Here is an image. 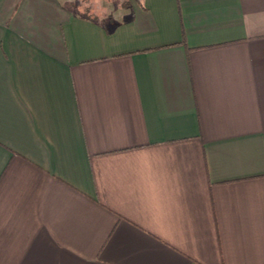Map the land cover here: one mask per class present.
Returning <instances> with one entry per match:
<instances>
[{"label": "crops", "instance_id": "crops-1", "mask_svg": "<svg viewBox=\"0 0 264 264\" xmlns=\"http://www.w3.org/2000/svg\"><path fill=\"white\" fill-rule=\"evenodd\" d=\"M128 1L0 0V264H264V0Z\"/></svg>", "mask_w": 264, "mask_h": 264}, {"label": "clouds", "instance_id": "clouds-1", "mask_svg": "<svg viewBox=\"0 0 264 264\" xmlns=\"http://www.w3.org/2000/svg\"><path fill=\"white\" fill-rule=\"evenodd\" d=\"M75 2L76 0H61L62 5L75 4ZM125 2L126 0H119L118 8L114 9V0H79L77 12L80 15L86 14L90 18L98 19L100 23H103L109 16L120 21L128 14V10L123 7ZM139 3L141 6H146L145 0H139Z\"/></svg>", "mask_w": 264, "mask_h": 264}, {"label": "rangeland", "instance_id": "rangeland-1", "mask_svg": "<svg viewBox=\"0 0 264 264\" xmlns=\"http://www.w3.org/2000/svg\"><path fill=\"white\" fill-rule=\"evenodd\" d=\"M115 1H118V2H119V0H114V3H113V8H114V9L119 5V3H118V2L116 3ZM128 2H129V1L126 0L125 4H127Z\"/></svg>", "mask_w": 264, "mask_h": 264}]
</instances>
